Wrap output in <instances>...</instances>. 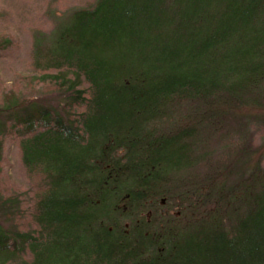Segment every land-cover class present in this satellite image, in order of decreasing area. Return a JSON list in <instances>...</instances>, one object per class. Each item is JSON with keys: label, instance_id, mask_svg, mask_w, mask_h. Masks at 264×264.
<instances>
[{"label": "trees", "instance_id": "obj_1", "mask_svg": "<svg viewBox=\"0 0 264 264\" xmlns=\"http://www.w3.org/2000/svg\"><path fill=\"white\" fill-rule=\"evenodd\" d=\"M49 34L0 82V152L9 135L31 185L0 171V264H264V177L185 198L203 124L251 107L264 131V0H96Z\"/></svg>", "mask_w": 264, "mask_h": 264}, {"label": "rangeland", "instance_id": "obj_2", "mask_svg": "<svg viewBox=\"0 0 264 264\" xmlns=\"http://www.w3.org/2000/svg\"><path fill=\"white\" fill-rule=\"evenodd\" d=\"M95 1L0 0V82L9 83L16 74L29 73L30 53L34 39L41 36L47 37L58 24L66 22L75 10L92 7ZM5 39L8 40L7 43ZM55 98L54 95H49L47 99L52 101ZM49 103L54 106L57 102ZM186 107L187 109L183 107L184 110H182L183 118L179 117L173 123L164 125L165 130L173 131L177 125L188 124L193 119L192 117L206 113V110L198 103H191ZM261 110L250 107L249 110H244V116L237 117L239 120L234 117L220 120L216 118L213 119L216 121L213 125H208L207 122L203 124L204 128L199 130L197 137L201 139L196 148L197 164L186 171L188 172L187 179L189 176L194 179L191 181L190 188L192 189H189V195L185 197L193 205L191 206L193 210L202 198L198 193L206 192L210 197V191L205 185L199 189L200 192H195L193 181L202 183L204 176H211L216 171H226V169L237 172L234 175L231 174L227 180L224 179L226 182L234 178L241 182L256 174L258 176L254 177L255 180L264 177V131L259 130L263 123L251 119L255 117L253 115L261 114ZM248 113L249 116L245 117ZM189 115H191L190 120L187 117ZM244 124L246 128L243 131ZM0 171L5 186L15 187L20 191L30 189V181L26 178L21 165L16 141L9 135L3 140L0 152ZM218 179L221 181L222 176ZM178 197L182 198L176 195L174 199L177 203L180 202ZM162 198L165 199L159 205ZM173 200L169 196L160 197L156 210L161 216H170L175 220L180 217L182 210ZM185 209L187 210L186 207ZM187 214L193 215V212ZM206 215L208 216V213Z\"/></svg>", "mask_w": 264, "mask_h": 264}]
</instances>
